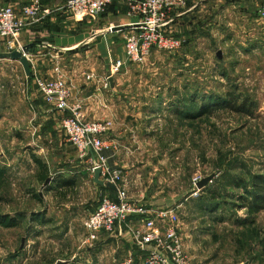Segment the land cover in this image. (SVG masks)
<instances>
[{"label":"rangeland","instance_id":"374dc122","mask_svg":"<svg viewBox=\"0 0 264 264\" xmlns=\"http://www.w3.org/2000/svg\"><path fill=\"white\" fill-rule=\"evenodd\" d=\"M29 1L2 0L0 6ZM206 1L172 27L173 33L185 29L179 36L187 42L178 51L152 50L144 62L129 61L120 70L141 80L135 86L149 95L135 102L146 113L112 114L120 118L112 134L128 149L127 199L173 209L193 263L264 264V207L242 208L237 199L252 174L264 173V0ZM228 91L247 97L252 114L216 109L186 119L172 113L175 104L194 109ZM48 108L32 74L27 77L18 61L0 59V214L17 218L14 227L0 225V264H122L129 255L137 264L140 254H129L124 238L102 232L86 240L83 220L102 193L84 176L87 164L78 161L58 121L48 135L42 118ZM36 159L48 169L42 183ZM208 175L198 189L195 178ZM66 179L74 183L64 185ZM37 211L44 222L29 219Z\"/></svg>","mask_w":264,"mask_h":264},{"label":"built area","instance_id":"2783aa9c","mask_svg":"<svg viewBox=\"0 0 264 264\" xmlns=\"http://www.w3.org/2000/svg\"><path fill=\"white\" fill-rule=\"evenodd\" d=\"M114 0H68L66 6L75 18H96ZM128 14L137 21L124 35L125 60L136 64L144 62L152 50L175 52L184 42L181 37L167 33L173 20L172 13L183 10L187 0H125ZM52 9L44 7L41 0L15 8L7 4L0 6V42L4 51L22 50L25 45L21 31L28 24L45 19ZM264 13V4L262 6ZM27 53L30 71L38 93L52 109L65 112L61 129L66 140L76 149L81 158L89 157L91 170L99 168V178L116 186L113 199L103 195L95 208L83 220L86 240L92 241L102 232L114 235L123 229L130 235L131 243L140 254L137 264H195L186 254L179 232L178 215L173 209L148 208L127 199L122 171L109 165L103 153L112 145L107 133L112 120H87L80 113L81 104L70 101L69 88L59 66L50 76L42 75ZM125 60L110 59V72L101 80V88L109 87V79L118 73ZM93 73L85 75L92 79ZM200 180L196 177L194 183ZM160 224V225H159ZM129 255L122 264H134Z\"/></svg>","mask_w":264,"mask_h":264},{"label":"crops","instance_id":"0c3cea01","mask_svg":"<svg viewBox=\"0 0 264 264\" xmlns=\"http://www.w3.org/2000/svg\"><path fill=\"white\" fill-rule=\"evenodd\" d=\"M46 1L52 2L51 6H54L50 7L52 12L45 19L32 22L24 27L21 31V39L25 44L29 42L40 44L29 52V56L42 75H53L54 67H60L69 88L70 101L81 104L80 113L85 119L112 120V126L106 134L112 145L109 149L104 150L103 153L107 156L111 167L120 168L123 172L124 182H120V186L124 187L126 191L131 183L127 171H124V163H127L124 155H127L126 150L128 149L121 145V141H117L113 136V134L116 135L114 130H118L115 124H117V119L120 118H114L112 114L124 109L132 110L134 108L138 113H146L143 108L144 105H139L142 106L141 108L135 106L139 101H143L145 96L149 95V91L145 92L142 90L139 93L135 84L142 81L133 79L132 77L134 76L132 75L121 74V71L110 77L107 89L101 88V80L103 76L110 72V59L120 58L125 60L123 37L135 26V22L138 19L136 16L128 14L125 0H114L96 18L83 19H77L70 13L66 6L68 0H43L44 7H49L45 5ZM201 1L208 2L206 0H188L186 9L173 12V20L166 28L167 33L174 36L182 35L180 33L184 32L185 29L180 28L179 31L173 33L172 30L174 29L172 27L175 25L181 27L180 22L186 23L188 21L186 19L191 15V13L187 12ZM54 2L56 3L54 4ZM122 25H129V28L119 31L114 30V27ZM0 51H4L2 42H0ZM127 62L129 63V61L125 60L121 69L125 68ZM90 72L94 74V77L86 79L85 74ZM162 110L163 108H160L158 113H162ZM43 112L42 118L50 126L48 135H52V129H55L57 121L59 123L58 126L61 128V119L66 113L52 108H48ZM149 113L151 112L149 111ZM152 113L153 115L157 114V112ZM101 114L106 116L101 117ZM36 127L39 128V125L37 124ZM72 150L79 158V162L87 164L85 168H81V171H84V176H87L89 181L99 188L102 193H100L101 196L109 195L111 197L112 193L108 187L93 181L90 158L88 156L81 158L74 147ZM132 182L135 184L137 180L134 179ZM155 194L158 193L155 192ZM116 230L117 232L112 236L127 240L129 247L132 248L129 254L133 253L134 256L136 254L138 256V251L132 245L129 233L123 229L121 231L120 229Z\"/></svg>","mask_w":264,"mask_h":264},{"label":"trees","instance_id":"16d2710c","mask_svg":"<svg viewBox=\"0 0 264 264\" xmlns=\"http://www.w3.org/2000/svg\"><path fill=\"white\" fill-rule=\"evenodd\" d=\"M41 4L42 6H44L43 0H41ZM187 4H188V0H187ZM185 42H187L186 39H184L182 46L185 45ZM35 48H32L31 51L34 50ZM188 97L190 102H194V100L192 99V93L189 94ZM246 98L247 97L241 98L239 93H235V91L232 92L228 91L224 95H217L215 97L209 98V102H206L203 105L200 104L199 107L197 108L194 107V109H186L183 111L181 110V108H178L176 104L174 105L175 107H172L171 109H172V113L175 114V116H179V117L183 116L186 119L200 118L203 115L211 113L216 109H227L237 113H245L249 115L252 114V110L254 106L252 105L251 102L250 103L247 102ZM36 162L39 164L40 167L38 178L42 183L45 181L48 175V169L45 163L37 159ZM66 181L67 182H65L64 185H70L74 183L73 179H66ZM249 181L250 183H248V186H244L243 189L244 194L237 196L239 202L238 204L242 206V208L246 207L250 210H260L264 207V173L252 174ZM109 190L112 193L111 198L115 199L113 190L111 189ZM35 197L40 200L38 195H35ZM43 216H44L43 211L29 213L30 220L40 223L44 222ZM0 225L6 228L14 227L17 225V218L10 214H0Z\"/></svg>","mask_w":264,"mask_h":264},{"label":"water","instance_id":"95a60500","mask_svg":"<svg viewBox=\"0 0 264 264\" xmlns=\"http://www.w3.org/2000/svg\"><path fill=\"white\" fill-rule=\"evenodd\" d=\"M114 30H124L126 28H129V25H122V26H116L114 27ZM39 43L36 42H29L26 43L23 47L22 50H13V51H0V59H10V60H17L19 61V63L21 64L24 73L27 77L30 76L31 71H30V63L29 60L26 56L27 53H29L31 51L32 48H35L37 46H39ZM218 55L220 54V52H217ZM99 173H100V169L96 168L94 169L93 172V181L99 185L102 186H106L109 189L115 190L116 186L113 183L110 182H104L102 179L99 178ZM213 177V175H208L202 179H200L198 182H196V187L198 189L202 188L204 185H206V183L211 180V178ZM48 181V180H46Z\"/></svg>","mask_w":264,"mask_h":264}]
</instances>
